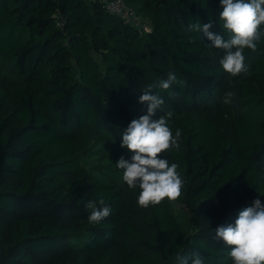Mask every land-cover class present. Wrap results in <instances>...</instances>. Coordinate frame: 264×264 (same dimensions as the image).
Returning a JSON list of instances; mask_svg holds the SVG:
<instances>
[{"label":"trees","instance_id":"16d2710c","mask_svg":"<svg viewBox=\"0 0 264 264\" xmlns=\"http://www.w3.org/2000/svg\"><path fill=\"white\" fill-rule=\"evenodd\" d=\"M125 3L149 32L104 0H0V264H177L192 253L232 264L215 229L264 202V37L245 50L249 74L231 77L223 50L188 27L211 23L223 35L220 0ZM169 72L184 81L174 97L159 94L173 135L182 130L167 155L185 180L174 202L189 213V232L169 200L141 208L122 170L98 177L83 157L99 147L115 165L130 160L123 129L145 114L142 89ZM98 194L112 214L93 225L84 205Z\"/></svg>","mask_w":264,"mask_h":264},{"label":"clouds","instance_id":"9594fccd","mask_svg":"<svg viewBox=\"0 0 264 264\" xmlns=\"http://www.w3.org/2000/svg\"><path fill=\"white\" fill-rule=\"evenodd\" d=\"M219 14L223 35L210 29L211 23H190L189 29L203 33L211 41L209 47L223 50L219 64L231 77L248 75L245 50L255 51L264 37V0H220ZM224 33L228 34L225 39ZM184 81L169 72L166 79L155 81L142 89L139 103L146 104L145 114L131 120L123 129L121 147L131 153V159L123 156L116 167L123 171V181L129 188H139L137 204L147 209L161 204L165 199L175 201L185 186V180L178 171L179 164L170 162L171 151L180 149L182 130L176 128L173 135L168 120L172 111H165V101L160 92L171 91L173 85H183ZM235 93L226 92L223 102L231 103ZM163 112V115L158 113ZM98 200H89L84 207L89 211L90 224L97 225L112 214L102 194ZM215 241H223L228 246L227 257L232 264H264V202L255 199L251 206L238 212L234 223L221 225L212 236ZM177 264H204L199 253L176 255Z\"/></svg>","mask_w":264,"mask_h":264},{"label":"rangeland","instance_id":"374dc122","mask_svg":"<svg viewBox=\"0 0 264 264\" xmlns=\"http://www.w3.org/2000/svg\"><path fill=\"white\" fill-rule=\"evenodd\" d=\"M7 84L11 87H17L16 81L10 80L9 82H7ZM79 139L81 141L82 137H79ZM82 142H84V137ZM98 148L99 147H94L91 150L85 152L83 154V157L86 159L87 164H89V167L92 168L90 170L91 173L97 175L98 177H101L103 175L106 176L107 174H110L111 172L115 171L117 167L114 163L111 162L113 155H111L110 159H104L103 158L104 153H102L101 150L95 151V149ZM135 190L139 191V188L137 187L135 188ZM169 203H170L171 211L178 220V222L180 223L182 230L189 232L190 231L189 213L179 203H176L174 201H169Z\"/></svg>","mask_w":264,"mask_h":264},{"label":"built area","instance_id":"2783aa9c","mask_svg":"<svg viewBox=\"0 0 264 264\" xmlns=\"http://www.w3.org/2000/svg\"><path fill=\"white\" fill-rule=\"evenodd\" d=\"M104 8L108 13L124 18L129 24L140 29L141 32H149L151 30L150 24L136 12L129 9L125 0H104ZM57 26L64 30V18L62 16L59 17Z\"/></svg>","mask_w":264,"mask_h":264}]
</instances>
